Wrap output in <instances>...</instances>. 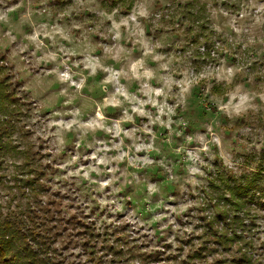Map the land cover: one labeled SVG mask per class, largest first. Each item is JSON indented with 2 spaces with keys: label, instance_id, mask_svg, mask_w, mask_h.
I'll use <instances>...</instances> for the list:
<instances>
[{
  "label": "rangeland",
  "instance_id": "374dc122",
  "mask_svg": "<svg viewBox=\"0 0 264 264\" xmlns=\"http://www.w3.org/2000/svg\"><path fill=\"white\" fill-rule=\"evenodd\" d=\"M188 2L206 9L210 59L173 17ZM0 53L28 101L20 145L49 170L41 200L93 223L108 244L126 240L123 264H178L215 212V172L262 168L264 0H133L129 11L0 0ZM6 194L0 186V202ZM251 206L244 226L264 264V207ZM66 250L92 264L77 243Z\"/></svg>",
  "mask_w": 264,
  "mask_h": 264
},
{
  "label": "trees",
  "instance_id": "16d2710c",
  "mask_svg": "<svg viewBox=\"0 0 264 264\" xmlns=\"http://www.w3.org/2000/svg\"><path fill=\"white\" fill-rule=\"evenodd\" d=\"M102 2L109 8L122 6L126 11L133 4V0ZM173 17L187 25L192 41H202L201 57L210 59L214 32L205 7L188 2ZM6 61V54L0 53V186L7 189L8 196L6 202H0V264H73L66 252L72 242L78 244L81 255L92 264H123L122 252L128 251L124 248L126 240L116 238L117 244H108L100 240L93 223L77 214L65 220L58 214V205L53 207L41 200L48 188L42 179L49 170L47 164L39 161L41 152L31 145H20L22 109L28 101L20 95L13 68ZM9 167L13 170L6 174ZM210 185L211 193L217 191L209 201H214L215 212L205 220L202 218L200 244L178 264H260L259 256L255 258L250 252L253 236L247 234L244 220L253 223L251 205L264 207V158L262 168L253 173L234 177L230 172L226 175L217 170ZM215 254L218 258L208 261L207 257Z\"/></svg>",
  "mask_w": 264,
  "mask_h": 264
}]
</instances>
